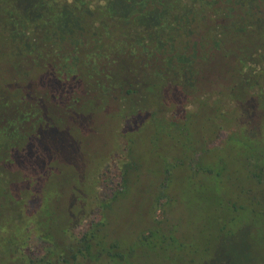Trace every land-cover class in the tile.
Listing matches in <instances>:
<instances>
[{"label":"trees","instance_id":"trees-1","mask_svg":"<svg viewBox=\"0 0 264 264\" xmlns=\"http://www.w3.org/2000/svg\"><path fill=\"white\" fill-rule=\"evenodd\" d=\"M38 72L43 82L29 84ZM114 105L127 145L113 200L139 169L134 147L148 125L186 141L165 169V192L184 164L219 177L212 148L197 146L228 131L226 141L248 151L260 189L241 192L264 212V0H0V264H80L100 254L131 263L121 243L105 240L104 221L74 231L63 200L86 180L47 153L66 125L82 128L93 111ZM206 111L207 125L194 136V120ZM234 200L233 212L247 205ZM100 205L102 214L109 204ZM138 244L181 264L170 251L184 243L171 233L150 229Z\"/></svg>","mask_w":264,"mask_h":264},{"label":"rangeland","instance_id":"rangeland-1","mask_svg":"<svg viewBox=\"0 0 264 264\" xmlns=\"http://www.w3.org/2000/svg\"><path fill=\"white\" fill-rule=\"evenodd\" d=\"M30 78L32 85L40 86L43 82L42 72ZM159 102L156 100L155 104ZM117 107L104 106L93 111L91 120L82 128L71 129L66 125V131L61 130L47 144V153L65 159L66 174L75 167L79 178L83 176V182L86 180L70 185L63 200L72 215L74 231L81 234L94 223L104 221L105 240L121 243L130 253V264H173L159 252H149L138 244L142 232L157 228L184 243L183 247L170 251L181 264H264V212L261 204L251 203L252 199L241 192L244 188L260 192L250 178L254 165L237 139L226 141L228 131L211 134L207 142L200 139L197 146L204 150L212 148L208 159L222 169L219 177L196 174L197 165L192 168L184 164L173 169L165 192L161 190L165 169L176 157L181 158L179 153L184 148L178 144L186 141L179 142L177 134L155 133L156 129L148 125L137 134L134 147L140 159L139 169L134 171L127 189L113 200L122 189L120 160L127 145L120 136L124 120L114 114ZM189 108L197 109V106ZM206 116L207 111L205 117L195 118L194 136L206 124ZM113 145L118 146L117 151L108 154ZM91 178L96 188L88 192L86 182ZM87 185L92 189V185ZM164 193L167 196L156 211L158 198ZM233 199L247 204L246 207L233 212ZM102 200L109 206L100 214ZM223 223H227L225 231L221 229ZM37 247L42 249L43 244ZM80 264L118 263L100 254Z\"/></svg>","mask_w":264,"mask_h":264}]
</instances>
